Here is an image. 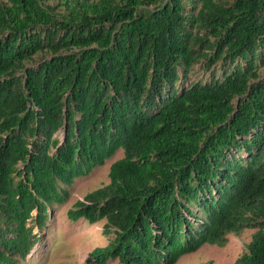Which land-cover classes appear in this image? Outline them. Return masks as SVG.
<instances>
[{"label":"trees","instance_id":"obj_1","mask_svg":"<svg viewBox=\"0 0 264 264\" xmlns=\"http://www.w3.org/2000/svg\"><path fill=\"white\" fill-rule=\"evenodd\" d=\"M197 64L211 80L181 91ZM263 68L264 0H0V264L120 148L68 210L105 218L89 263L175 264L258 227L234 264H264Z\"/></svg>","mask_w":264,"mask_h":264},{"label":"rangeland","instance_id":"obj_2","mask_svg":"<svg viewBox=\"0 0 264 264\" xmlns=\"http://www.w3.org/2000/svg\"><path fill=\"white\" fill-rule=\"evenodd\" d=\"M216 69L219 74L222 73L220 67ZM262 73L264 77V68ZM211 78V71L203 64H197L177 86L182 91L195 81L208 82ZM57 136L64 139V131H59ZM123 155L124 149H118L104 164L96 166L89 174L76 178L68 186L70 197L49 209L51 216L44 228L35 227L39 240L32 252L19 264H91L87 260L89 252L96 245L107 243L109 239L103 233L105 218L100 217L95 222H90L85 217L72 220L68 216V210L76 200L83 199L86 193L110 181V166ZM257 229L258 227L245 228L240 236L230 234L229 240L222 246L206 244L195 252L183 255L175 264H207L209 261L215 264H234L238 256L247 249L246 243L252 239ZM117 263L118 258H112L107 264Z\"/></svg>","mask_w":264,"mask_h":264}]
</instances>
